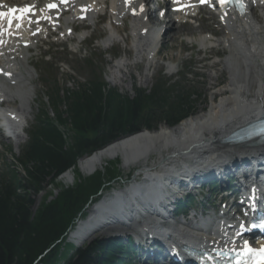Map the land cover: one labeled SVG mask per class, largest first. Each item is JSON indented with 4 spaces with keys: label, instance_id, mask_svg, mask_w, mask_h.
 <instances>
[{
    "label": "trees",
    "instance_id": "trees-1",
    "mask_svg": "<svg viewBox=\"0 0 264 264\" xmlns=\"http://www.w3.org/2000/svg\"><path fill=\"white\" fill-rule=\"evenodd\" d=\"M199 103V96L192 100L190 93L162 87L150 93L136 91L132 99L100 84L63 99L57 92L52 98L55 119L44 111L16 159L22 175L15 167L0 175V264H125L118 256L126 257V249L118 241L95 240L77 250L66 243L75 221L105 189L118 183L119 172L95 173L50 202L44 195L33 211L35 197L72 172L81 158L144 130L154 131L159 123L175 127L195 114ZM87 186L90 190L81 191Z\"/></svg>",
    "mask_w": 264,
    "mask_h": 264
},
{
    "label": "bare ground",
    "instance_id": "bare-ground-1",
    "mask_svg": "<svg viewBox=\"0 0 264 264\" xmlns=\"http://www.w3.org/2000/svg\"><path fill=\"white\" fill-rule=\"evenodd\" d=\"M15 1L2 0L1 2L10 6ZM149 1L151 0H131L127 5L125 4L127 0H109L106 11L110 15L112 32L108 34L104 42L115 41L116 34L119 33L116 26L120 21L130 18L132 20L130 35L133 40L136 43L144 41L152 31V28L149 27L150 20L153 23V18L150 16L151 11L146 9V5H143L149 4ZM27 2L31 4L30 0ZM22 3V1H18V4ZM105 3V0H76L70 6L61 8L57 13L60 18L63 17L60 21L41 12L42 3L40 2L36 6V10L41 12L38 16L42 20L41 23L46 18L51 29L56 26H59V29L66 26L61 31L64 34L73 24V17L69 16L70 13L78 14V16L84 14L89 20H93L98 18L97 13L103 11ZM262 18L264 19V7L259 16L253 17L250 13L240 20L228 17L224 22V41L230 50V57L225 64L237 68L239 67L238 61H241L246 77H241L242 80L239 81L241 78L236 79L234 76L226 80L227 83L223 88L209 94L211 102L209 111L200 116L186 119L171 129L162 126L153 132L143 131L123 138L78 161L77 169L86 176L94 173L106 161L120 159L121 168L127 169L132 165L143 166L152 157L157 158V163L151 167V170L155 171L143 173L144 177L148 176L149 181L141 182L138 186H132L125 191L111 192L97 206L89 209L87 219L76 223L74 229L67 236V242L77 245L85 234L86 240H88L97 232L111 231L110 229L114 227L110 228V225L109 227H102V225L97 227L96 224L104 219L121 223L123 216L130 217L131 213H135L137 210L151 211L152 208L148 207V204L154 200L157 201L162 191L174 194L172 183L178 182V185H181L187 179L186 176H191L192 182H195L209 171L220 169L230 160L237 158L232 151H242V149H230L229 146L220 143L234 130L264 113V21L263 24L259 22ZM45 24L47 25V22ZM36 27L44 35L46 29L42 27V24L36 25ZM143 30H146L147 35L144 36ZM24 33H26V28L17 32L18 35L13 33L14 39ZM21 42H25V39ZM203 42L204 40H201V44ZM155 43L157 45V42ZM10 46L14 48L12 45ZM135 48L137 50L136 57L145 53L150 59L156 46L151 43L146 49L139 50V45H135ZM19 55L21 54L15 55L14 49H11L10 52L7 50L3 54L0 52V56H2L0 69L8 77L6 80L17 88L20 84L30 81L29 75L23 74L19 70V67L24 64L23 58L19 59ZM118 72H122L120 64L114 67L113 75ZM143 79L144 83L148 82V75L145 74ZM210 79L209 86L216 87L218 79L212 77ZM254 79H257V83L254 82ZM240 82L242 85L239 84ZM2 95L8 104H12L16 100L15 96L10 95L3 86H0V96ZM220 96L223 97L221 103L215 105V99ZM31 101L29 96L25 100V105L15 111L19 115L17 128H21V130L30 116ZM258 152L259 150H254V153ZM202 165L205 167L199 170ZM215 167L217 169H212ZM61 178L65 183H71L73 174L68 171ZM185 185L183 184L182 187ZM196 244L199 246L202 245V242L196 241Z\"/></svg>",
    "mask_w": 264,
    "mask_h": 264
},
{
    "label": "rangeland",
    "instance_id": "rangeland-1",
    "mask_svg": "<svg viewBox=\"0 0 264 264\" xmlns=\"http://www.w3.org/2000/svg\"><path fill=\"white\" fill-rule=\"evenodd\" d=\"M107 2H109V0H107ZM150 2L151 1H149V3ZM151 7L153 8L155 6L151 5ZM199 17H200V20H198L199 26H197V24L191 26V28L194 29V32L190 33V32L184 31L180 35L179 38H178V34H179L180 28L175 29V27H174L173 28L174 30H173L171 25H169L167 27V24H166L167 22H165L163 25L155 24L154 26H152L154 30H159V29L163 28L165 30L164 33L166 32L167 34L162 36V38H164V40H167V41H164V40L162 41V38H161V45H162L161 46V53L158 54L157 57H155L153 59V63H152L153 67L152 68L154 69V73H153L150 81H148L149 83L148 82L144 83V79H142V81H141L142 83H140V81H137L138 76H141L143 69H144L143 66L145 64V59H143L142 61H138L136 63V67H134V65L127 63L128 68L123 69L124 70L123 74L122 73L119 74V76L121 78H123V80H125V83L124 82L121 83L120 79L116 80V83H118V82L121 83V85L123 87H121L119 85L117 87V86H113V85L109 84L110 87H114L118 91H120L121 93H126L127 95L131 96V95H133L132 94V87L126 83H129V84L131 83L132 86H134L133 82L136 83V85H138L137 83H140V85H141L140 87L146 88L147 90H149L152 88L156 79H158V77L156 75L157 72L163 70L166 73H168L171 70L170 68H168V66L177 65V67L175 68V71H177L178 68H181L184 72H191V75L188 78L191 81L196 80L198 82V84H192L191 85V88L196 93V95L200 96V103L197 105V111L193 117L200 116V115L206 113L207 111H209V109L211 108L210 107L211 102H210V95L209 94H211L213 91H215L219 88H223L227 83L226 80L230 79L231 75L233 77L235 76L236 79H240L241 77L245 78L246 76L244 74V70L241 67V65L237 64L239 66V67H237L238 69L232 67L233 72L231 73L230 77L227 73H225L222 75V79L218 81L219 83H218V86L216 88L213 89V87L209 86V84H208L209 83L208 82L209 75L210 74L215 75L219 70H221V62H222V61L217 62L216 60H212L209 62L210 56L211 55L212 56L216 55L219 57L220 56H228L229 53H228V51H226L224 46H218V43L221 40L220 36L222 33L218 32V27L215 24V19L208 17L206 14H200ZM199 17H198V19H199ZM151 21L152 20H150V22ZM124 26H125V29L122 26L121 27H118V25L116 26L119 29V32L125 30L123 33H120V35H122L121 36L122 40H124L125 37L129 33V29H128L129 22L124 23ZM149 26H150V24H149ZM184 27H188V26H184ZM176 32H177V35H176ZM206 32L216 33V35L219 37V41H216L215 42L216 44L213 45V46H215V49H214V51H211L210 56H209L208 50L205 51V49H203L201 51L200 46L192 47L190 42L186 41L188 37L194 36L197 39V37L199 35L205 34ZM60 33H61V31H60ZM104 33L105 32L102 30V28H99L98 33H95V34L96 35L97 34L102 35ZM177 38H178V40H177ZM129 40L130 39H128L127 40L128 42L126 41L125 44L122 41H120L119 45H117V47L112 49V53H119L120 55L122 53H124L127 55V57L131 58L132 57V49H131L132 44H129ZM74 43L75 44H73L72 46H70L68 48H67V45L62 46V47H65V49H67V50H65V53H68V51L73 50L74 45H77L76 41ZM89 45H90V42H87V43L81 45L82 47L78 48L79 51H78V55H76V57H78V56L80 57V56L85 55V49L89 48L90 47ZM96 46L97 45H94V48H95L94 54L101 55L102 53L105 52V50L100 49V48H96ZM125 48H126V50L124 51ZM186 50H190V53H193L192 59L188 60V58L185 57L184 51H186ZM204 53H205V56H204ZM64 55L65 54H62V55L54 54L53 58L55 60H64L65 59ZM65 60H69V59H65ZM160 60H163L164 62H161ZM94 61H95L94 65L98 68H103L106 78L110 79V77H111V73H109V71H111L110 66L114 65V64L111 63L109 57H106V58L105 57H102V58L97 57V58H94ZM226 61L224 63H226ZM170 63H171V65H170ZM28 64H29V66H31V62H29ZM32 65L36 71H38L42 74L43 64L41 63V60H39L38 62H33ZM213 65H214V67H213ZM189 66L195 67V70L194 71L190 70ZM173 67H175V66H173ZM51 69H52V75H51L52 79L57 80V85L60 89L66 90V89L74 88V84H72V82L70 81V78H72L75 74L70 73L73 76L68 74V72H70V70L66 66L60 65V69H58V68L56 69L54 66H52ZM29 70H31V67L29 68ZM27 75H28V73H27ZM144 75L145 74H143V77H144ZM166 76L173 78L176 75H172V76L166 75ZM40 77L41 76L38 73H36V75H34L33 80L35 81V84H37V81L40 80ZM211 77L218 79L217 76H215V77L211 76ZM83 78L85 79V75H83ZM241 80H242V78L239 81H241ZM254 82L257 83V79L256 80L254 79ZM239 84L242 85V82H240ZM39 85H40V83L36 86L35 92L33 94V97L35 99H36V95L40 97V95H42L48 91L47 88H50V87H47V88L44 87V89L40 88V90H39V88H38ZM184 85L188 86L187 84H184ZM39 91H40V93L37 94ZM222 98L223 97H221V96L217 97L214 101V104L215 105L220 104L222 101ZM42 99H43V97H42ZM193 99H196V97H194ZM31 100H32V98H31ZM31 108H32V112H36L37 109H36V105L34 104V102L32 103ZM29 110H30V108H29ZM30 119H31V111H30V116L27 119V121ZM162 126L167 128V129H171L168 126L166 127V125H164V124H162L160 127H162ZM158 128L159 127H157L156 130H158ZM172 128H174V127H172ZM156 130H154V131H156ZM151 132H153V131H151ZM24 142H25L24 140L18 139V141H16L15 143L10 144L11 147H8V145L7 146L0 145V175L4 171V169H3L4 167H6L8 165H13V163H14L12 156L9 155V151L11 150V153L14 156H18L20 147H21V145H23L22 143H24ZM9 148H10V150H9ZM120 161H121L120 159L106 161L94 173H92L90 175H86V176L83 175L77 169V166H76V168L72 170L73 181L71 183H65L64 180L61 178L62 177V175H61V177L56 179L53 186L47 187L43 193H41L37 197H35V203L33 206V211L40 205V203L42 202V200L44 198V195H46L45 197H47V202L53 201L59 195L60 192L66 190V189L67 190H73V189L76 190L77 187L81 186L83 183V182H81V184L79 185V180L87 181V179L91 178V176L93 177V175L95 173L100 172V173H103L106 175L107 171L109 169L110 170L113 169L114 172L115 171L119 172L120 177L124 180L125 176L130 172L131 173L134 172V170L137 167H135V165L134 166L132 165L133 167L131 166L127 169H123V168H121ZM156 163H157V158H155V157H152V159L150 161H148V165L151 167L153 165H155ZM15 169L17 170L19 175H22V172L19 168L16 167ZM75 185L76 186L78 185V186L75 187ZM114 186L116 187V185H114ZM85 190H90V187L87 186V187L81 188V191H85ZM118 228L119 227L117 226L114 228L115 230L112 229V230H114L113 232H112V230L108 231L106 233H105V231L102 233L97 232L98 234H96L95 237L100 236L101 239H108L115 234L116 230H119ZM91 240H92V236L88 239V241L86 240L87 242L85 241L86 243L84 244V246L87 245L88 242H90Z\"/></svg>",
    "mask_w": 264,
    "mask_h": 264
},
{
    "label": "snow or ice",
    "instance_id": "snow-or-ice-1",
    "mask_svg": "<svg viewBox=\"0 0 264 264\" xmlns=\"http://www.w3.org/2000/svg\"><path fill=\"white\" fill-rule=\"evenodd\" d=\"M202 2H203V0H202ZM225 2H226V0H220V4L221 5H223ZM28 11H30V9H15V8H12V9H9V11L7 13L0 12V17L10 16L11 19H9V25H11L12 19H16V20L22 19L23 18V14L27 13ZM17 12H20L21 15L20 16H16L15 13H17ZM260 227L262 229H264V224H261Z\"/></svg>",
    "mask_w": 264,
    "mask_h": 264
}]
</instances>
